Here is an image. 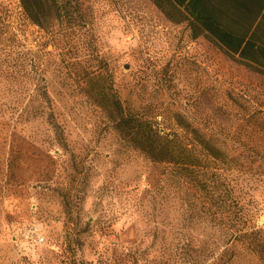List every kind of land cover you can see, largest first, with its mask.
<instances>
[{
  "label": "rangeland",
  "instance_id": "obj_1",
  "mask_svg": "<svg viewBox=\"0 0 264 264\" xmlns=\"http://www.w3.org/2000/svg\"><path fill=\"white\" fill-rule=\"evenodd\" d=\"M58 1L39 25L0 0V264H264L106 104L207 140L218 157L201 165L227 177L238 226L264 233V74L153 0Z\"/></svg>",
  "mask_w": 264,
  "mask_h": 264
},
{
  "label": "trees",
  "instance_id": "obj_2",
  "mask_svg": "<svg viewBox=\"0 0 264 264\" xmlns=\"http://www.w3.org/2000/svg\"><path fill=\"white\" fill-rule=\"evenodd\" d=\"M153 1L170 20L188 21L194 36L205 34L227 55L264 74V0ZM21 4L39 25L50 23L52 17H60L63 12L58 0H50L47 6L42 0H21ZM106 99L107 106L117 110L118 123L130 135L132 145L151 160L180 165L197 191L206 190L211 212L224 215L229 237L236 233L246 237L252 251L264 261V233L253 226L250 230L238 226L245 210L233 197L232 188L226 184L227 177L221 179L214 170L201 165L202 154L218 157L215 148L202 138L189 143L175 135L161 133L153 122L126 113L114 96H106Z\"/></svg>",
  "mask_w": 264,
  "mask_h": 264
},
{
  "label": "built area",
  "instance_id": "obj_3",
  "mask_svg": "<svg viewBox=\"0 0 264 264\" xmlns=\"http://www.w3.org/2000/svg\"><path fill=\"white\" fill-rule=\"evenodd\" d=\"M38 240H39V241L43 240V237H42V236H40V237L38 238Z\"/></svg>",
  "mask_w": 264,
  "mask_h": 264
}]
</instances>
